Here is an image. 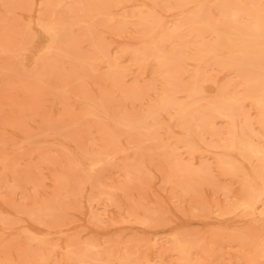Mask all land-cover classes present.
I'll return each instance as SVG.
<instances>
[{"label":"rangeland","instance_id":"1","mask_svg":"<svg viewBox=\"0 0 264 264\" xmlns=\"http://www.w3.org/2000/svg\"><path fill=\"white\" fill-rule=\"evenodd\" d=\"M176 1L0 0V264H264V215L236 204L254 161L218 147L232 129L264 145L244 99L264 71L227 53L196 70L197 5ZM200 6L242 24L264 0ZM152 9L162 64L142 42ZM221 96L232 122L192 115Z\"/></svg>","mask_w":264,"mask_h":264},{"label":"bare ground","instance_id":"2","mask_svg":"<svg viewBox=\"0 0 264 264\" xmlns=\"http://www.w3.org/2000/svg\"><path fill=\"white\" fill-rule=\"evenodd\" d=\"M205 0H177L175 4H180L181 10L190 8L192 4L197 5V12L192 14L193 29L196 31L194 38L193 49L187 59L195 66L197 70L201 64L211 60L222 63L221 56L223 54H237V61L255 71H264V66L261 64H250L247 60L256 61L255 59L264 61V11H252L247 19L239 24V16L243 15L241 10L235 9L232 12L225 11L224 19L216 26H211L210 23L203 20L201 14V4ZM150 4H163V0H152ZM196 8V7H195ZM156 18L155 10L152 9L145 17V22H151L149 26L151 34L142 39V42L152 46V59L161 62L167 60L166 56L157 50V43L162 42L163 38L159 36L162 31V24ZM242 18V17H241ZM240 18V19H241ZM232 24V26L229 25ZM211 35L212 46L208 47L210 42L206 41L207 35ZM225 64V63H224ZM228 64V63H227ZM226 64V66H228ZM199 91L193 87L185 93L189 98L197 97ZM244 99H249L260 110V122L264 124V87L254 97L247 96ZM238 100L234 96H221L217 100H213L205 104V109L197 111L192 115L200 117L207 112L213 116L234 120L235 107ZM169 104V101H163L161 108L164 109ZM183 106H179L174 110L175 116L183 113ZM216 147V146H215ZM222 155H230L235 153L243 159L253 160L254 164L251 169V176L247 189L244 195L237 201V206L241 207L249 214L264 215V145H258L254 142L242 141L233 129L227 131L226 141L218 146ZM232 151V152H231ZM220 164H231L228 160H219ZM233 166V165H231Z\"/></svg>","mask_w":264,"mask_h":264}]
</instances>
